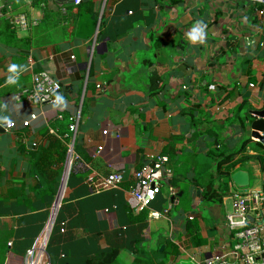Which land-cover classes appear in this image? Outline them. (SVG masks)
<instances>
[{"label":"crops","instance_id":"obj_1","mask_svg":"<svg viewBox=\"0 0 264 264\" xmlns=\"http://www.w3.org/2000/svg\"><path fill=\"white\" fill-rule=\"evenodd\" d=\"M5 1L38 25L20 30L0 19V264L25 263L59 190L61 206L46 247L52 264H203L230 250L236 240L226 226L227 201L232 203L236 185L225 177L227 189L219 188L217 158L210 154L216 145L235 151L249 137L237 117L244 100L245 122L249 110L264 109L261 5ZM30 57L35 70L61 82L57 106L27 102ZM13 64L19 66L10 70ZM33 113L38 118L25 127ZM78 113L74 149L80 165L69 167L68 157L61 165L40 161L46 178L35 168L36 158L50 135L68 146L69 124ZM5 117L13 129L3 127ZM252 142L236 159L260 152ZM52 152L58 159L57 150ZM159 155L169 157L173 177H164L149 208L136 212L129 193L134 173ZM251 163L264 187L258 159L235 170L249 172L245 165ZM114 171L123 173L120 188L95 192L87 182L88 175ZM210 185L224 195L222 202L204 197ZM152 211L162 216L153 218Z\"/></svg>","mask_w":264,"mask_h":264},{"label":"built area","instance_id":"obj_2","mask_svg":"<svg viewBox=\"0 0 264 264\" xmlns=\"http://www.w3.org/2000/svg\"><path fill=\"white\" fill-rule=\"evenodd\" d=\"M24 4L32 6L40 0H22ZM82 0H74L79 4ZM261 5L257 10L259 20L264 23V0H249ZM6 18L15 29L27 30L38 25V20L29 16L25 12H16L5 0H0V19ZM28 68L32 71V86L23 92L25 98L30 104H39L41 106H57L60 102L58 97L62 94V84L55 79L47 70H35L32 58H29ZM253 87L254 84H251ZM100 87V85H97ZM39 114L33 113L23 125L28 127L30 123L37 119ZM80 113L73 117L69 124V131L73 136L68 144V160L70 166L80 165V158L74 149V141L80 120ZM9 125L6 123V130L13 129L16 125L13 121ZM108 133V130H104ZM174 170L170 164L168 156L159 155L149 162L143 164L134 173L135 183L129 189L133 208L136 212H141L149 208L152 201L160 192L162 187L161 180L165 177H173ZM123 173L114 171L107 175L96 177L95 174L88 175L87 182L92 186L95 192H101L108 189L120 188L123 182ZM232 208L226 214V226L235 238L233 247L221 254H214L208 257L203 264H264V187L259 189H248L247 191H238L234 188L231 191ZM61 192L56 197L51 209V217L45 229L42 231L35 245L27 253L24 264H52L47 257V243L50 230L53 227L57 211L61 206ZM153 218H159L160 212L152 211ZM62 232H65L66 222L62 223ZM11 245V243H9Z\"/></svg>","mask_w":264,"mask_h":264},{"label":"trees","instance_id":"obj_3","mask_svg":"<svg viewBox=\"0 0 264 264\" xmlns=\"http://www.w3.org/2000/svg\"><path fill=\"white\" fill-rule=\"evenodd\" d=\"M83 1L84 0H82L80 4H82ZM246 111H247V101L244 100L242 104L239 106L238 112H237V117L240 120V124L244 128H246V122H245V118L243 115ZM246 117H248V114H246ZM48 139H49V144H48L49 146L45 149H42L41 153L38 152L40 155L36 158L37 161L34 164L35 168L38 171H42L46 173V175H48L46 176V178L49 177V174H47V171L44 168L43 169L38 168L37 163L41 161L43 162L44 165H46V164H50L51 162H57V163L59 162V165H61L65 162L68 156V148L60 139H58L56 136H53V135H50ZM252 141L253 140L250 137H244L241 144L238 146V148L232 152L219 150V147L217 145L215 146L216 150H213L210 155L214 158H217V163H218L217 176L221 182L219 188L227 189L228 184L226 182H222L221 178H225V177L230 178L231 174L235 171V167L238 163H244V161H248L251 158L258 159L261 165V169L264 171V145L259 141L254 142L257 145L258 150H260L258 154L250 155V154H247L246 152L241 157L236 159L237 155H240L241 153L246 151L247 146ZM219 142H220V139L217 140V144ZM52 150H57L58 152L57 155H59L58 159L52 158L53 156ZM36 155L37 153L34 154V156ZM204 197L208 199L210 202L218 203V202H222L224 195L220 192V190L215 189L212 187V185H210L206 193L204 194Z\"/></svg>","mask_w":264,"mask_h":264},{"label":"water","instance_id":"obj_4","mask_svg":"<svg viewBox=\"0 0 264 264\" xmlns=\"http://www.w3.org/2000/svg\"><path fill=\"white\" fill-rule=\"evenodd\" d=\"M58 4H67L73 3L74 0H55ZM246 114L247 117V126L249 129V137L252 140H256L261 142L264 145V109L262 110H249ZM6 122H4L3 127L6 126ZM230 179L232 182L238 187H246L250 184V174L246 170H235ZM60 193V190H59ZM57 194V196L59 195Z\"/></svg>","mask_w":264,"mask_h":264},{"label":"rangeland","instance_id":"obj_5","mask_svg":"<svg viewBox=\"0 0 264 264\" xmlns=\"http://www.w3.org/2000/svg\"><path fill=\"white\" fill-rule=\"evenodd\" d=\"M251 146H253V142H250L249 143ZM245 167L249 170V174H250V184L246 187H238V186H235V188L238 190V191H247L248 189H256L258 187H261L262 185V176H259L257 174V172H259L258 170V167H256L255 163H251L250 167L249 166H246ZM231 208H232V203H230V200L227 201V209L228 211H231Z\"/></svg>","mask_w":264,"mask_h":264},{"label":"clouds","instance_id":"obj_6","mask_svg":"<svg viewBox=\"0 0 264 264\" xmlns=\"http://www.w3.org/2000/svg\"><path fill=\"white\" fill-rule=\"evenodd\" d=\"M193 32L195 33V32H197V31L193 30ZM193 36L196 37V38H199V37H197L196 35H193ZM17 66H19V65H16V64L11 65V66H10V70L13 69V68H15V67H17ZM8 83H14V81H12L11 78H9V79H8ZM58 99L62 100L63 97H58ZM3 119H4L5 121H7V123H8L9 125L12 123V122H11L10 120H8L6 117L3 118Z\"/></svg>","mask_w":264,"mask_h":264}]
</instances>
